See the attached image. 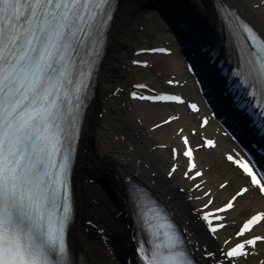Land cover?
<instances>
[{
  "label": "snow or ice",
  "instance_id": "obj_1",
  "mask_svg": "<svg viewBox=\"0 0 264 264\" xmlns=\"http://www.w3.org/2000/svg\"><path fill=\"white\" fill-rule=\"evenodd\" d=\"M111 2L0 0V264H68L72 145L79 132L82 92L100 55L105 25L112 19ZM240 27L255 53L250 63L256 65L264 85V39L247 24ZM133 98L184 103L176 95L153 98L133 93ZM188 107L198 111L195 104ZM182 140L181 155L187 164L184 178L197 181L193 189L201 190L204 172L194 162L195 148L187 137ZM201 147L210 150L216 144L204 139ZM172 158H177L176 149ZM227 159L240 171L245 186L223 207L201 215L213 236L225 227L214 223L221 219L219 213L233 209L253 190L264 198V169L232 155ZM176 171L173 165L169 177ZM212 203L209 199L204 207ZM141 220L149 225L150 236L145 242L148 246L140 244L137 250L142 264H193L173 223H161L156 213L141 214ZM257 226L264 227V212L244 222L236 233L237 242L223 250L229 264H239L258 243H264V236L250 235Z\"/></svg>",
  "mask_w": 264,
  "mask_h": 264
},
{
  "label": "bare ground",
  "instance_id": "obj_2",
  "mask_svg": "<svg viewBox=\"0 0 264 264\" xmlns=\"http://www.w3.org/2000/svg\"><path fill=\"white\" fill-rule=\"evenodd\" d=\"M161 1H167L164 5L169 8L178 4L187 19H183V22L192 37L200 28L208 29L209 34L213 33L210 26L216 22L214 4H218L219 0ZM223 1L236 9L264 37L263 0ZM155 3L154 0H118L98 69L94 95L82 124L75 162L76 215L68 238L71 250L81 253L86 264H137L132 219L125 203L122 175L139 179L154 192L183 224L186 233L192 236L194 242L206 246L208 251L217 252L226 239L232 238L234 223L244 220L248 211L264 212V198L253 190L246 198L238 200V214L233 215L232 211L223 213L222 221L228 223V226L219 231L215 239L204 235L202 223L198 218L200 207L212 198L210 209H216L228 196L225 188L219 189L221 183L215 184L217 177L224 176L218 158L225 157L226 160L229 155L238 156L237 150L225 144L227 140L222 137L224 130L213 126L211 121L203 130L197 131L218 142L214 148L216 151L213 155L196 152L194 162L197 164V170L210 169L216 174L210 176L204 173L201 184L203 188L194 190L192 188L197 181L183 179L186 160L180 156L182 164H178L179 168L171 179L166 177L173 162L159 146H177L181 151V136H187L188 129H195L192 127V119L187 118L185 111L180 108L171 111L166 105L128 99L131 85L137 83H128L127 77L132 70L131 62L137 60L133 53L138 50V36L145 31H155L158 33L159 42L168 43V49L173 51L180 46L169 25L160 17ZM169 11H164L168 17ZM147 13L150 14L148 22L144 19ZM149 24L153 27L146 29ZM174 56L171 52L167 57V71L170 77L168 80L173 82L167 87H170L171 92L184 95L186 100L197 103L200 110L194 116L210 115V108L206 106L205 99L196 91L192 75L181 69L175 61L177 56ZM150 86L164 91L162 85ZM205 88L207 89V86ZM167 117L177 119L151 129ZM180 128L183 131L176 139L177 130ZM189 142L194 146L191 139ZM209 151L203 152L208 154ZM216 154L218 156H215ZM225 174L228 187L245 186L242 176ZM208 190L210 196L196 199ZM252 235L264 236V227L257 226ZM260 260L264 262V243H258L253 253L247 259H241L239 264H258Z\"/></svg>",
  "mask_w": 264,
  "mask_h": 264
},
{
  "label": "rangeland",
  "instance_id": "obj_3",
  "mask_svg": "<svg viewBox=\"0 0 264 264\" xmlns=\"http://www.w3.org/2000/svg\"><path fill=\"white\" fill-rule=\"evenodd\" d=\"M146 15L148 16L150 14H146ZM147 22H148V20H147ZM141 27L143 28V26H141ZM152 27H153L152 24H149V25H146L145 28L151 29ZM142 28H141V30H142ZM157 34L155 33V31L154 32H150V31L143 32L137 38L138 43H137L136 47H151L153 45H157L158 43H160ZM167 61L168 60H166V58L159 57V58L153 59V66L151 68L139 69V68L132 67V70L129 72L128 77H127V79L129 80L128 83H131L133 81H143V82H148L152 85H163L165 83V81L169 78V76H167V71H165L166 66H168ZM182 68H183V66H182ZM170 109L173 110L174 107H170ZM160 118H158V119H160ZM194 123L197 126V123H198L197 120L194 119ZM165 152L167 153V155L169 157V150L166 149ZM211 154H214V151H212L208 155H211ZM220 169H221L222 174H224V176L220 175V177H217L216 182H215L216 185L219 183L225 182V180L227 179L225 173H227V174L232 173L233 175L237 176L236 172L229 165H226V164L224 165V164L220 163ZM205 172L207 174H209L210 176L216 174V173H213L210 169L205 171ZM236 189H237V186L227 187V188H225V192L229 196ZM239 211H240V208L237 206L233 210L232 214L233 215L238 214ZM251 212L252 211H248L244 217H247ZM232 214L230 216H232Z\"/></svg>",
  "mask_w": 264,
  "mask_h": 264
}]
</instances>
